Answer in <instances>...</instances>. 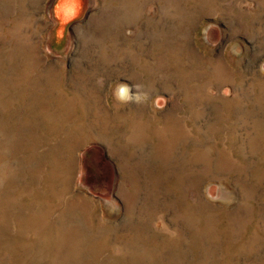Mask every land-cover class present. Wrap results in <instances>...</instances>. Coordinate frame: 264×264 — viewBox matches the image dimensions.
<instances>
[{
    "label": "rangeland",
    "instance_id": "1",
    "mask_svg": "<svg viewBox=\"0 0 264 264\" xmlns=\"http://www.w3.org/2000/svg\"><path fill=\"white\" fill-rule=\"evenodd\" d=\"M0 264H264V0H0Z\"/></svg>",
    "mask_w": 264,
    "mask_h": 264
},
{
    "label": "bare ground",
    "instance_id": "2",
    "mask_svg": "<svg viewBox=\"0 0 264 264\" xmlns=\"http://www.w3.org/2000/svg\"><path fill=\"white\" fill-rule=\"evenodd\" d=\"M38 2V1H36ZM75 5V1H70L67 3L66 7H65V11L64 12H69L70 10H72L74 8ZM76 9V8H75Z\"/></svg>",
    "mask_w": 264,
    "mask_h": 264
}]
</instances>
